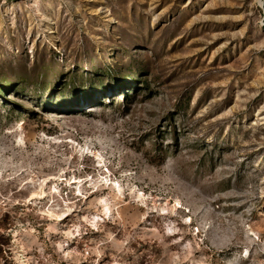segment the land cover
<instances>
[{
	"label": "rangeland",
	"instance_id": "rangeland-1",
	"mask_svg": "<svg viewBox=\"0 0 264 264\" xmlns=\"http://www.w3.org/2000/svg\"><path fill=\"white\" fill-rule=\"evenodd\" d=\"M0 264H264V0H0Z\"/></svg>",
	"mask_w": 264,
	"mask_h": 264
}]
</instances>
